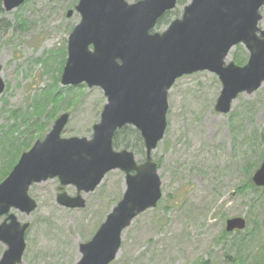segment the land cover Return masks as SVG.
<instances>
[{"label": "rangeland", "instance_id": "rangeland-1", "mask_svg": "<svg viewBox=\"0 0 264 264\" xmlns=\"http://www.w3.org/2000/svg\"><path fill=\"white\" fill-rule=\"evenodd\" d=\"M77 2L25 0L7 11L0 0V77L5 86L0 137L16 126L19 136L30 130L43 139L63 113L70 116L63 137L92 135L107 101L103 89L61 83L68 37L81 19ZM235 54L244 59L242 64L250 55L244 45L234 47L229 60ZM221 89L215 73L199 71L180 77L169 90L168 127L153 152L163 197L123 232L121 251L111 264H238L240 253L244 264H264V187L255 189L252 181L264 159V84L252 94H239L225 114L215 108ZM55 94L63 97L58 104L51 101ZM38 99L44 100L41 112L35 107ZM137 159L143 161L144 155L137 153ZM59 185L58 178L33 184L30 195L37 208L30 214L10 210L29 223L20 264H75L79 244L94 235L122 198L125 173H107L85 194L84 208L59 204ZM63 190L75 195L77 188ZM234 216H244L247 228L227 235L226 220ZM5 217L0 216V223ZM5 248L0 241V256ZM259 251L260 263H254Z\"/></svg>", "mask_w": 264, "mask_h": 264}, {"label": "water", "instance_id": "water-1", "mask_svg": "<svg viewBox=\"0 0 264 264\" xmlns=\"http://www.w3.org/2000/svg\"><path fill=\"white\" fill-rule=\"evenodd\" d=\"M25 0H4L12 10ZM178 0H79L81 20L68 38V54L61 82L99 86L107 96L93 135L62 137L69 120L63 113L43 140L25 151L0 183V241L6 245L0 264H19L25 251V232L12 208L30 214L37 201L30 196L34 183L58 177L62 189L75 185L77 195L58 194L59 204L84 208V194L94 191L107 172L126 173L125 191L94 236L80 243L75 264H110L122 246L123 232L162 197V179L153 150L167 129L168 91L185 75L207 70L216 73L222 90L215 108L228 113L237 96L252 94L264 84V0H190L181 17L164 31H153L158 20ZM72 10L68 15L72 14ZM243 44L250 55L244 65L227 61ZM1 70V66H0ZM4 83L0 77V93ZM131 124L140 130L146 148L142 163L130 149L116 150L115 131ZM264 186V161L253 174ZM83 193V194H82ZM246 219H227L226 230H243Z\"/></svg>", "mask_w": 264, "mask_h": 264}, {"label": "trees", "instance_id": "trees-1", "mask_svg": "<svg viewBox=\"0 0 264 264\" xmlns=\"http://www.w3.org/2000/svg\"><path fill=\"white\" fill-rule=\"evenodd\" d=\"M187 1L188 0H179V6L185 4ZM178 14L179 7L176 10L170 11L165 16H163L160 19L159 24L169 23L170 18L172 16H177ZM239 58V55L235 54L233 60L238 64H242L244 62V59L239 60ZM62 98V96L55 94V96L51 98V101H53L55 104H58ZM43 101L39 99L35 101V107L36 109H38V112H41L40 106H44ZM71 102H73V99L72 101H70V103ZM14 115L18 116L19 114L17 111H14ZM37 126L39 129L42 127L41 124H37ZM18 131L19 129L15 126L12 127V129L10 128L9 132H3L2 137H0V181H2L9 174L13 166L18 161L21 153L24 150L29 149L32 145V141L38 136V134H35L30 130L24 133L20 132L19 136ZM114 146L116 148H120L121 146L128 148L130 147L133 148L138 154L144 155V143L141 134L136 128L131 125H127L116 132L114 137ZM255 189L258 188L255 187ZM252 207H255V203L252 204ZM250 238L253 240L255 237L250 235ZM243 254L244 253H240L237 256V258H239L238 264H244V259L242 257ZM252 254L254 253H249V256H251ZM260 255H262L261 251L255 254L254 263H260L259 260H256Z\"/></svg>", "mask_w": 264, "mask_h": 264}, {"label": "bare ground", "instance_id": "bare-ground-1", "mask_svg": "<svg viewBox=\"0 0 264 264\" xmlns=\"http://www.w3.org/2000/svg\"><path fill=\"white\" fill-rule=\"evenodd\" d=\"M206 120H208V117H206Z\"/></svg>", "mask_w": 264, "mask_h": 264}]
</instances>
